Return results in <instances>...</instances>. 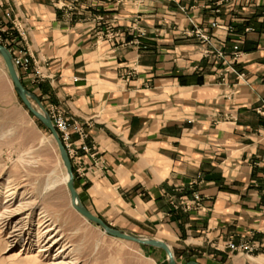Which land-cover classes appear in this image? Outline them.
Wrapping results in <instances>:
<instances>
[{
    "label": "crops",
    "instance_id": "0c3cea01",
    "mask_svg": "<svg viewBox=\"0 0 264 264\" xmlns=\"http://www.w3.org/2000/svg\"><path fill=\"white\" fill-rule=\"evenodd\" d=\"M68 2L8 0L0 26L9 7L46 75L22 83L84 126L83 205L138 235L254 244L264 264V0ZM195 192L201 208L184 210Z\"/></svg>",
    "mask_w": 264,
    "mask_h": 264
},
{
    "label": "rangeland",
    "instance_id": "374dc122",
    "mask_svg": "<svg viewBox=\"0 0 264 264\" xmlns=\"http://www.w3.org/2000/svg\"><path fill=\"white\" fill-rule=\"evenodd\" d=\"M118 1L121 2V0ZM78 2L79 0H69L68 3L61 4L60 7L74 9ZM7 4L8 0H0L2 7ZM7 13H9V17L6 15ZM5 17L10 20L11 27L7 29L0 26V44L11 53L12 59L21 47L27 49L31 54L25 41V28L12 15L9 7L5 9ZM93 20L102 22L105 17L97 14ZM16 24H21L24 35L16 29ZM108 28L109 31L106 34L112 31V26L109 25ZM14 34L18 38L15 39ZM31 59H34L32 54ZM34 61L41 70L37 61L35 59ZM16 70L20 80L21 73L28 74L35 85L40 84L46 78L42 70L45 77L39 82L33 81V75L30 72H24L17 68ZM26 89L33 93L29 88L26 87ZM38 99L47 114L51 106L58 108L52 104L46 107L41 98L38 97ZM32 104L38 108L34 101ZM58 109L63 113L60 108ZM72 135L71 141L76 149L77 157L68 156L72 165L76 189V178L84 177V170L79 161V152H88L80 149V144L84 142L76 145L72 140ZM65 183L66 171L56 142L50 131L30 113L17 95L0 56V264H49L55 257L59 260H66L69 264H168L166 254L162 249L111 237L99 226L85 219L73 208ZM10 193H13V199L9 202L13 204L12 207L20 203L27 204V207L11 218L7 226H4L2 222L7 204L3 202ZM39 212H44L46 215L45 222L42 224H48L53 228L49 234L58 239L47 251L40 253L37 252L38 248L42 245V239L44 240L48 234H41L44 225L39 226L37 220ZM92 213L95 214V212ZM24 216L26 217L21 220L23 232L20 239L10 244L8 232L14 221ZM140 236L161 240L168 244L176 264H186L189 261L199 264H260L263 260L262 257L253 255L257 251L255 250L249 254L243 252L245 255L251 256L248 258L251 263H244L242 258L245 256H236L241 251L227 247V243L222 249L224 251L221 249L209 251L194 245H185L180 241H171L160 234L150 233ZM59 248H62L63 252L56 255ZM216 248L219 247L216 246ZM19 251L21 253L16 255ZM228 251L231 254H226ZM218 256L220 257L218 258Z\"/></svg>",
    "mask_w": 264,
    "mask_h": 264
},
{
    "label": "water",
    "instance_id": "95a60500",
    "mask_svg": "<svg viewBox=\"0 0 264 264\" xmlns=\"http://www.w3.org/2000/svg\"><path fill=\"white\" fill-rule=\"evenodd\" d=\"M0 56L4 61L8 75L10 77V80L13 84L14 90L16 91L17 95L19 96L23 104L27 107V109L30 111V113L33 114V116L37 118L50 131L51 136L53 137L54 141L57 144L60 158L67 174L66 186L70 194L71 204L73 208L79 214H81L85 219L99 226L109 236L118 239H123L126 241H131L140 245L160 248L165 252L168 260V264H176L173 252L169 247V245L166 244L165 242L157 239L143 237L140 235H134L131 232L115 229L112 226H110V224L106 223L102 218L96 216L91 211H89L81 203L78 192L74 187V174L72 171L70 158L58 136V133L53 127L51 119L49 118L46 110L42 106L38 97L35 94L31 93L29 90H27L26 87L22 84L19 78V74L16 68L14 67L11 53L7 50L6 47L2 46L1 44H0ZM32 101L36 103L38 108H35L33 106ZM186 264H199V263L194 261H189Z\"/></svg>",
    "mask_w": 264,
    "mask_h": 264
},
{
    "label": "built area",
    "instance_id": "2783aa9c",
    "mask_svg": "<svg viewBox=\"0 0 264 264\" xmlns=\"http://www.w3.org/2000/svg\"><path fill=\"white\" fill-rule=\"evenodd\" d=\"M73 1H77V0H73ZM6 15L9 17V13H7ZM99 19H102V18L99 17ZM211 25L215 27L217 24L216 22H212ZM15 27L19 31L20 34L24 35V31L22 30L21 24H16ZM194 33L198 37H200L202 40L209 41L208 36L204 34L201 30L197 29L194 31ZM107 35L113 37L114 33L110 31V33H108ZM232 54H233L234 59H237L240 56L241 52L237 45L233 46ZM217 55L223 56V53L218 52ZM13 64L17 69H20L21 71L30 72L33 75V81L39 82L45 77L44 74L41 72V70H39V68L37 67L34 59H31V54L24 47L19 48L17 50V54L13 56ZM241 75L242 74H240L239 76L241 77ZM258 112L264 113V102L261 108L258 109ZM48 114L51 118V122L54 128L59 133L60 139L62 140L68 152V155L71 158H76L77 152L73 146V142L71 141V135L75 133L78 135L80 140H84L87 135H86V131L84 129L83 124L75 120H69L68 118L65 117V115L58 108L53 107V106L50 107ZM80 149L92 154L91 148L88 147L85 143L80 144ZM201 201L202 199H201L200 194L195 192L193 194L192 200L181 202V207L184 210H190L192 208H201ZM227 247H230L232 249H238L241 252H246L248 254L253 253L255 250H257L256 245L250 244L247 242H241L238 244H234L233 242L228 241Z\"/></svg>",
    "mask_w": 264,
    "mask_h": 264
},
{
    "label": "bare ground",
    "instance_id": "6f19581e",
    "mask_svg": "<svg viewBox=\"0 0 264 264\" xmlns=\"http://www.w3.org/2000/svg\"><path fill=\"white\" fill-rule=\"evenodd\" d=\"M66 182H67V174H66ZM66 184V183H65ZM12 195L13 193H10L7 195V197L5 198V201L3 203H6L7 205L5 206V210H4V216H3V224L4 226H7L8 221L13 218L16 214H18L19 212L23 211L26 209L27 204H23L20 203L18 205H15L14 207L12 203H9L12 201ZM45 213L44 212H39L38 216H37V220L39 222V226L41 227L44 221V217H45ZM26 216L22 217L21 219H17L14 221L13 225L10 228V231L8 232V241L9 243H13L16 242L20 239V236L23 232V222L21 221L23 218H25ZM41 223V225H40ZM25 230V229H24ZM53 230L52 227H50L48 224L44 225V227L41 230V234H48L46 235V237L44 238V240L42 239V245L39 246L38 251L37 252H45L48 250V248L54 244L58 239L54 238V235L49 234L51 231ZM48 232V233H47ZM39 236V234H38ZM42 237V236H41ZM38 242V241H37ZM57 244V243H56ZM61 252H63L62 248H59L57 251V254H60ZM21 253V251L17 252L16 255H19ZM55 255V256H56ZM49 264H69L68 261L66 260H59L56 257L53 259V261L49 262Z\"/></svg>",
    "mask_w": 264,
    "mask_h": 264
}]
</instances>
